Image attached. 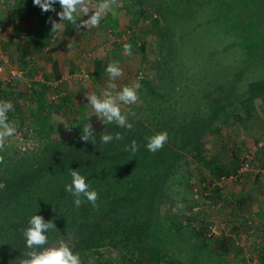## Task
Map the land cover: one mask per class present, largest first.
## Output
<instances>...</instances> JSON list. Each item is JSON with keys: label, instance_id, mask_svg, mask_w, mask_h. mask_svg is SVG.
Instances as JSON below:
<instances>
[{"label": "rangeland", "instance_id": "1", "mask_svg": "<svg viewBox=\"0 0 264 264\" xmlns=\"http://www.w3.org/2000/svg\"><path fill=\"white\" fill-rule=\"evenodd\" d=\"M98 3L86 0V7L94 10ZM25 6L28 13L42 12L33 0H0V53L24 70L14 82L0 73V96L14 105L10 120L17 122L16 134L0 152L3 166L26 160L27 166L36 163L40 175L61 168L67 170L59 177L63 185L70 170L89 167L92 180L98 175L93 188L109 193L96 207L87 201L76 207L74 199H65L60 210L53 205L60 192L52 194L49 184L32 189L31 200L47 203L27 206L42 210L45 221L56 225L48 233L49 245L67 244L82 264H168L189 249L190 254L193 243L172 242V232L193 238L194 232L204 233L196 227H207L206 234L210 227L217 231L213 224L221 220L216 212L221 202L251 201L245 188L264 194V0H117L97 27L80 26L84 13L77 14L75 25L63 22L41 51L30 47L23 30L43 17L24 16ZM54 7L56 12L42 13L60 22L56 13L62 9L59 3ZM11 14L18 21L12 22ZM126 43L132 45L131 56L124 52ZM114 61L123 70L115 81L119 88L141 84L138 101L121 105L122 112L135 113L128 116L132 130L100 121L85 96L103 94L106 67ZM88 118L96 131L94 145L80 138ZM164 131V147L148 151L146 138ZM117 132L121 140L101 142L102 134ZM69 139H76L73 146L62 149ZM133 140L140 145L134 155L124 151ZM100 159L108 164L92 167ZM219 166L229 175L215 178ZM231 190L234 194L224 198ZM110 194L116 200L105 212ZM113 220L130 230L150 222L141 236H133L138 244L97 246L98 232L88 234L89 223L105 229ZM89 239L95 247L84 245ZM214 239L211 248L218 243ZM154 249L159 260L151 255ZM24 252L16 255L23 258Z\"/></svg>", "mask_w": 264, "mask_h": 264}, {"label": "clouds", "instance_id": "2", "mask_svg": "<svg viewBox=\"0 0 264 264\" xmlns=\"http://www.w3.org/2000/svg\"><path fill=\"white\" fill-rule=\"evenodd\" d=\"M59 3L62 11L56 13L60 22H56L52 17L48 18V23L52 25L50 31L54 38L59 35L63 28V22L77 24L78 13H84L87 19L80 22V26L97 27L103 19L105 11L111 10L117 0H99L97 7L90 10L86 7V0H33V4L39 6L42 12H56L54 5ZM126 55L131 56L132 45H123ZM109 80L102 95L85 94L88 104L91 105L95 116L100 121L115 124L119 128L132 130L133 125L128 121V116H134V112H122L121 105H132L139 99V89L141 84L136 81L131 85L119 88L115 81L123 75V70L119 61L111 62L106 67ZM14 112V105L6 100H0V152L5 150V141L17 132V122L9 119V113ZM83 141L93 145L96 141V131L93 128L90 118L82 126L81 137ZM121 133L115 135L111 133L102 134L100 140L104 144L111 143L113 140H121ZM145 147L148 151L155 153L161 150L168 140L166 131L156 133L146 138ZM140 145L135 140L130 145L124 146V151L135 154L139 151ZM3 156H0V163H3ZM71 183L65 184V191L74 197V204L80 207L85 201L96 207L99 194L91 188L87 178L77 170L70 173ZM56 225L52 220L45 221L42 215H32L28 221V227L24 230L25 245L27 251L23 253L20 264H82L79 253L65 243L49 245L48 233L55 231Z\"/></svg>", "mask_w": 264, "mask_h": 264}, {"label": "trees", "instance_id": "3", "mask_svg": "<svg viewBox=\"0 0 264 264\" xmlns=\"http://www.w3.org/2000/svg\"><path fill=\"white\" fill-rule=\"evenodd\" d=\"M31 15L36 16V18L37 17H43V19L45 18L44 20L40 19V23L37 24L35 27L29 29L26 28L23 30V32L27 34L30 47L33 48V50L35 51H41V49L44 46L51 43V40L54 37L50 31L52 25L47 22L50 16L48 14H43L42 12H38L37 14L27 13L24 16L31 17ZM14 19L13 21H16V19L15 20ZM79 32L80 30H78L77 34ZM0 100H2L1 96H0ZM8 115H9V119H11V114L9 113ZM75 140L76 139H74V141L72 142V140L69 139L66 140V142H61L60 147L63 149L65 147L73 146ZM63 153L64 152H61L62 155ZM69 156L70 154L67 153L66 158H68ZM15 164L7 168L6 165L3 166V163H0V264H10L14 262V260H19V257L21 258V256H18L19 252L27 250L26 246L23 244V242L25 241L23 232L28 227V221L32 215L37 214V215H42L44 219L47 218V216H45L42 210L37 211V209L33 208L34 206H29V207L27 206V205H33L35 203L37 205H42L47 203V201L43 202L38 200V198H35V200H31V197L34 196L35 194L32 189H37L41 187V184H49L50 189L52 190V194H54L53 189L54 190L56 189V193L60 192L59 194L61 196H58L57 199L53 200L54 201L53 205L54 207H59L60 210L62 209L65 210L66 207L65 199L66 200L74 199V197L71 194L65 191V184L63 185L60 182L63 181V179L59 178L67 170H63L61 168H55L52 174H49V172H47L44 175L43 174L40 175V174H36V171L38 169V166H35L36 163H32V166H27L26 160L25 163L23 162V160H18V163L16 162ZM104 164H108V163L103 162V159L102 160L100 159L96 163H93L92 167L96 168ZM18 166H20L23 169V171L24 169H29V168L32 170L29 173H24L23 171L19 170ZM13 168H16L15 171L12 170ZM88 168L87 169L81 168L79 170L77 169L76 170L80 172V174L84 175L87 178V181L91 184V188L95 189L93 188V186L98 185L99 181H96L98 175L96 173H93L94 175H97V177L94 180H92V178H90V170H88ZM218 168L219 169L213 173L215 178L220 179L222 175L224 176L229 175L228 171L225 170L224 167L219 166ZM33 170L35 171V173H33ZM71 171L72 170H70L68 175H66L68 179L66 182L68 183H71V176H70ZM29 182L30 185L28 184ZM208 185L212 187L211 182H208ZM208 185L206 187H209ZM108 190L109 189H107L106 191ZM98 194H99V198L97 202L100 201L103 197H106L109 193L106 194L104 192L101 193L99 191ZM114 195L115 194H110V197L107 199L106 204L104 206L105 212L110 210L108 208L114 206V202L116 200L114 198ZM28 197L31 200L30 203H28L27 200ZM109 214L111 216L110 212ZM88 217L89 215L87 216V218ZM113 222H115V225L111 227L106 226L105 229L101 227L97 222L95 225L89 223V226L91 228L90 229L87 228L88 234H93L94 232L95 233L98 232L96 236L98 237V241H99V242L96 241L98 242L97 246L100 244L102 247L104 246L107 248L109 247L111 249L114 248L119 249V245H125L130 240L133 242V244H135L134 242L138 244L137 239H135L133 236L136 235L141 236L143 234L142 230L143 229L146 230L150 221H142L140 224L136 223L134 229L132 230L128 229L126 227L127 225L121 226L117 220H113ZM203 226L202 227L200 226L199 228L198 227L195 228L204 231L203 234L201 232H194L195 235H193L194 236L193 238L195 239V241L193 240L192 237L181 238L179 237L180 235H177V233L175 232L171 233V240H173L172 242L174 243H177V241L181 242L183 239H185L187 243L189 242H193V243L191 244V253L189 254L190 249L186 251V253H184L185 255H190L189 259H185L184 257L185 255L184 256L182 255L183 258H181V256L175 255L179 257L177 258L178 260L176 258L174 259L170 258L169 260L167 259L166 262L168 264H198L199 256L201 255L200 252L205 248L208 249L209 244H211V240L213 238L211 237L213 235H208L205 233L207 227H203ZM201 241L203 242L202 244L200 243ZM219 241H221V239ZM95 244L96 243L93 240L89 239L84 245L95 247ZM219 247L222 248L223 245L219 243ZM141 248L145 249L146 247L142 246ZM17 253L18 255H16ZM151 255L158 260L162 256L158 249L152 250Z\"/></svg>", "mask_w": 264, "mask_h": 264}, {"label": "crops", "instance_id": "4", "mask_svg": "<svg viewBox=\"0 0 264 264\" xmlns=\"http://www.w3.org/2000/svg\"><path fill=\"white\" fill-rule=\"evenodd\" d=\"M28 11L25 9V14ZM11 16L10 20L13 22L18 15L11 14ZM251 190L243 189V192H246L245 196L252 197L247 203L241 202L240 205L238 202L236 206L228 200H222L223 205L216 211L220 212L221 220L213 224L218 230L212 237H216L214 241L218 242V245L214 243L213 245H216L211 248L209 244L208 249H203L198 264H251L254 260H261L264 263V194L261 189H258L259 196L256 192L257 188L254 189L255 192ZM227 192L223 194L224 198H229L230 193L234 194L232 190ZM229 213L232 215L228 216ZM219 243L223 245L222 248L219 247Z\"/></svg>", "mask_w": 264, "mask_h": 264}, {"label": "built area", "instance_id": "5", "mask_svg": "<svg viewBox=\"0 0 264 264\" xmlns=\"http://www.w3.org/2000/svg\"><path fill=\"white\" fill-rule=\"evenodd\" d=\"M0 73L3 74L5 73V77L4 80L8 81V82H14L17 81L18 79L22 78L24 76V70L21 68H18L16 66H12L8 63V59L3 56L0 53ZM210 233L209 234H215L216 230L213 229V227H210ZM251 264H264V263H260L259 261H252Z\"/></svg>", "mask_w": 264, "mask_h": 264}]
</instances>
